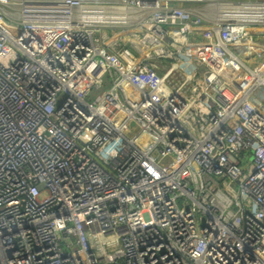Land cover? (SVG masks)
<instances>
[{
	"label": "built area",
	"instance_id": "1",
	"mask_svg": "<svg viewBox=\"0 0 264 264\" xmlns=\"http://www.w3.org/2000/svg\"><path fill=\"white\" fill-rule=\"evenodd\" d=\"M0 264H264V0H0Z\"/></svg>",
	"mask_w": 264,
	"mask_h": 264
},
{
	"label": "crops",
	"instance_id": "2",
	"mask_svg": "<svg viewBox=\"0 0 264 264\" xmlns=\"http://www.w3.org/2000/svg\"><path fill=\"white\" fill-rule=\"evenodd\" d=\"M232 1H241V0H232ZM187 5H189V4H187Z\"/></svg>",
	"mask_w": 264,
	"mask_h": 264
}]
</instances>
